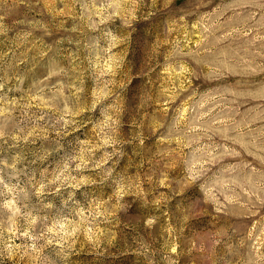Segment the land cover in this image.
I'll list each match as a JSON object with an SVG mask.
<instances>
[{
  "label": "rangeland",
  "instance_id": "rangeland-1",
  "mask_svg": "<svg viewBox=\"0 0 264 264\" xmlns=\"http://www.w3.org/2000/svg\"><path fill=\"white\" fill-rule=\"evenodd\" d=\"M0 264H264V0H0Z\"/></svg>",
  "mask_w": 264,
  "mask_h": 264
}]
</instances>
